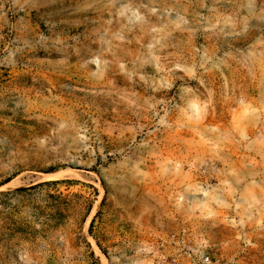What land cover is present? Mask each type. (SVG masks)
<instances>
[{
    "label": "rangeland",
    "instance_id": "rangeland-1",
    "mask_svg": "<svg viewBox=\"0 0 264 264\" xmlns=\"http://www.w3.org/2000/svg\"><path fill=\"white\" fill-rule=\"evenodd\" d=\"M170 257L264 264V0H0V264Z\"/></svg>",
    "mask_w": 264,
    "mask_h": 264
},
{
    "label": "built area",
    "instance_id": "built-area-1",
    "mask_svg": "<svg viewBox=\"0 0 264 264\" xmlns=\"http://www.w3.org/2000/svg\"><path fill=\"white\" fill-rule=\"evenodd\" d=\"M204 263H209V257L206 256L203 258ZM165 264H178L177 259L175 257H170L168 261H166Z\"/></svg>",
    "mask_w": 264,
    "mask_h": 264
},
{
    "label": "trees",
    "instance_id": "trees-1",
    "mask_svg": "<svg viewBox=\"0 0 264 264\" xmlns=\"http://www.w3.org/2000/svg\"><path fill=\"white\" fill-rule=\"evenodd\" d=\"M18 190H23V189H18Z\"/></svg>",
    "mask_w": 264,
    "mask_h": 264
}]
</instances>
